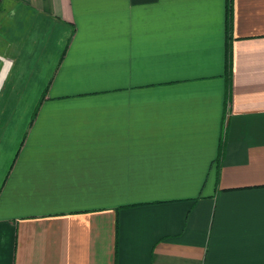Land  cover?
<instances>
[{
	"label": "crops",
	"instance_id": "obj_1",
	"mask_svg": "<svg viewBox=\"0 0 264 264\" xmlns=\"http://www.w3.org/2000/svg\"><path fill=\"white\" fill-rule=\"evenodd\" d=\"M0 104V264H264V0H0Z\"/></svg>",
	"mask_w": 264,
	"mask_h": 264
},
{
	"label": "rangeland",
	"instance_id": "obj_2",
	"mask_svg": "<svg viewBox=\"0 0 264 264\" xmlns=\"http://www.w3.org/2000/svg\"><path fill=\"white\" fill-rule=\"evenodd\" d=\"M2 105L0 104V107H1ZM31 106H33L32 104H25V105H11V108H14V107H16V111L17 112H22V113H25V112H28V111H30L31 109ZM13 111H15V110H13Z\"/></svg>",
	"mask_w": 264,
	"mask_h": 264
},
{
	"label": "trees",
	"instance_id": "obj_3",
	"mask_svg": "<svg viewBox=\"0 0 264 264\" xmlns=\"http://www.w3.org/2000/svg\"><path fill=\"white\" fill-rule=\"evenodd\" d=\"M229 74V73H228Z\"/></svg>",
	"mask_w": 264,
	"mask_h": 264
}]
</instances>
